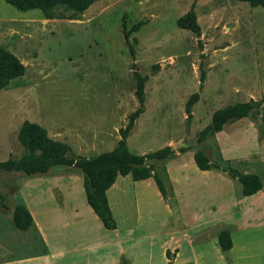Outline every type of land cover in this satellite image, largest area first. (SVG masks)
<instances>
[{
	"label": "rangeland",
	"instance_id": "rangeland-1",
	"mask_svg": "<svg viewBox=\"0 0 264 264\" xmlns=\"http://www.w3.org/2000/svg\"><path fill=\"white\" fill-rule=\"evenodd\" d=\"M190 7L198 34L176 25ZM57 13L46 20L0 0V48L23 66L0 89V162L24 153L17 141L23 121L67 145L71 158L111 151L126 130L134 155L170 149L165 159L145 161L165 194L151 178L120 177L107 194L115 229L105 230L74 167L31 177L0 170V262L264 264V189L242 197L235 180L216 169L201 172L192 161L200 151L219 167L264 162V106L196 140L216 111L264 95V8L236 0H98L74 19ZM16 205L32 212L46 247L34 225L13 227ZM37 207L61 216L40 219ZM221 231L231 243L226 252L217 244Z\"/></svg>",
	"mask_w": 264,
	"mask_h": 264
},
{
	"label": "trees",
	"instance_id": "trees-1",
	"mask_svg": "<svg viewBox=\"0 0 264 264\" xmlns=\"http://www.w3.org/2000/svg\"><path fill=\"white\" fill-rule=\"evenodd\" d=\"M18 12L38 10L46 20L58 18V9L70 12L68 19H74L85 11L90 5L98 0H3ZM246 3L250 7L260 6L264 8V0H236ZM176 25L180 29L189 30L198 34L199 29L196 23L193 7L183 16L177 19ZM138 24L135 26L137 27ZM122 27L123 40L129 54L133 55L131 44L128 40V33ZM23 74V66L9 52L0 48V89L4 88L11 80L19 78ZM140 82V81H139ZM138 100L140 97L141 84L138 83ZM264 105V95L257 102L248 101L245 104H235L216 111L210 124L197 135V142L200 143L212 134L220 131L230 121L245 118L256 108ZM188 113V109L186 108ZM261 112L260 110L258 113ZM125 131L120 134V140L109 152L100 153L91 158L68 156L69 147L63 143L50 139L46 131L37 124L23 121L18 133L17 141L23 148L24 153L16 160L0 162V170L4 172L21 173L26 177L43 175L49 169L57 166H72L82 175V189L86 205L99 220L105 230H114L115 226L111 218L110 210L106 199V191L113 185L118 176L129 175L133 181H143L151 178L161 197L165 194L162 180L154 167L146 164L147 160H162L170 153L165 147L159 151L144 155L130 153L124 143ZM195 167L201 171L216 169L224 173L228 178L235 180L240 186V195L249 197L256 194L261 188V182L256 175L242 174L235 168L219 167L212 164L210 160L200 151L192 155ZM11 222L18 231H26L33 221L22 205H16L11 213ZM217 244L221 252L230 249L231 243L227 231H221L217 236ZM167 255V253H166Z\"/></svg>",
	"mask_w": 264,
	"mask_h": 264
},
{
	"label": "crops",
	"instance_id": "crops-1",
	"mask_svg": "<svg viewBox=\"0 0 264 264\" xmlns=\"http://www.w3.org/2000/svg\"><path fill=\"white\" fill-rule=\"evenodd\" d=\"M264 106V105H263ZM262 106V107H263ZM242 161H234L233 163H228L229 166H234L236 170H238L240 173L242 174H253V175H256L260 182H261V188L260 190L256 193L257 195L262 193L263 189H264V186H263V183H262V180L261 178L264 177V162H248L247 160H245L244 158L241 159ZM233 167V168H234ZM127 176V175H126ZM121 176H118L116 179H115V182L113 183V185L106 191V199L108 200L107 198V194L108 192L110 191V189L112 187L115 186L116 182L118 179H120ZM150 179V178H149ZM147 180V179H146ZM238 191L240 192V186L238 185ZM254 194V195H256ZM252 195V196H254ZM250 197V196H249ZM108 205H109V200H108ZM89 208V207H88ZM29 210V209H28ZM36 211V215L38 218L40 219H45V217H51V218H58L61 216V214H59V211L58 210H55V209H51L50 211L46 212V213H40V208L37 207L34 209ZM54 210V211H53ZM90 210V209H89ZM30 211V210H29ZM91 211V210H90ZM92 212V211H91ZM31 218H32V221H33V225L36 227V231H37V234H38V239L40 240V242L42 243V245L44 247H46V239H45V236L43 234V230L41 227H39V225L37 224V222L35 221V218L32 214V212L30 211L29 212ZM59 255V253L57 254ZM56 254H50L49 256V260L52 261V260H55V257H57ZM66 254H62L61 256H59L58 258H64ZM35 259H39V257H31V258H20V259H16V258H5L3 259L0 264H16L20 261H23V260H32L34 261Z\"/></svg>",
	"mask_w": 264,
	"mask_h": 264
}]
</instances>
